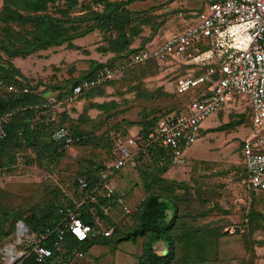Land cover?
<instances>
[{
    "label": "rangeland",
    "instance_id": "rangeland-1",
    "mask_svg": "<svg viewBox=\"0 0 264 264\" xmlns=\"http://www.w3.org/2000/svg\"><path fill=\"white\" fill-rule=\"evenodd\" d=\"M108 1L124 4L121 14L129 19L124 26L133 36L131 49L140 47L146 40L152 41L149 45L152 47L176 35L184 25L177 19V12H196L205 5L204 0ZM79 3L84 7H75L69 16L82 18L88 12L103 10L93 0H79ZM4 6V0H0V13ZM59 10L54 4L48 6L46 13L62 18ZM32 30L29 24L6 26L0 20V77H12L10 68L6 70L12 61L9 55L28 49L25 41L33 39L27 35ZM101 36L94 33L85 38L83 52L95 56L94 49L100 46ZM43 52L16 59L25 78L39 88L56 84L60 75L67 76L66 70H57L59 57L46 61ZM79 56L84 71L91 60ZM67 71L71 73L72 69ZM183 73L174 65L161 69L136 68L81 96L65 108L64 124L86 139L61 156L53 153L50 131L41 124L36 139L0 148V264L8 248L24 250L17 240V224L23 216L63 205L73 196L76 178L95 175L112 159L117 137L137 135L139 129L154 122L162 111L182 109L185 100L174 93L175 82ZM249 113L248 99L235 96L201 123L197 139L185 152L182 165L169 164L163 155L142 156L135 159L133 166H126L109 179L113 187L122 190V199L130 208H136L154 192L175 199L179 222L202 228L213 239L219 235L216 243L222 241L226 258L234 252V257L220 258L219 247L213 240L202 264H264V193L244 182L246 172L241 152V143L250 130ZM20 120L27 122V117L21 116ZM146 185L150 192L145 191ZM142 242L139 238L134 244L141 248ZM177 253L180 254L179 249ZM88 257L90 261L86 259L85 264H111L107 257L99 260H95V255Z\"/></svg>",
    "mask_w": 264,
    "mask_h": 264
},
{
    "label": "built area",
    "instance_id": "built-area-1",
    "mask_svg": "<svg viewBox=\"0 0 264 264\" xmlns=\"http://www.w3.org/2000/svg\"><path fill=\"white\" fill-rule=\"evenodd\" d=\"M200 11L177 12L183 27L176 35L160 44L149 45L115 66L102 65L91 78L81 80L70 93L46 95L41 105L29 108L47 115L52 126L51 140L57 145L58 154H65L80 138H73L61 125L59 117L65 108L79 99L83 92L112 81L126 67L141 66L154 61L157 68L174 65L184 71L175 82V92L184 94L199 86L207 85L198 97H193L179 114H169L160 119L156 128L144 140L145 147L160 146L170 150L172 165L185 162L184 154L193 145L201 123L213 115L224 103L235 96H245L249 102V133L241 143L244 157L245 183L264 193V0H204ZM0 90L15 97L28 94V87L17 88L0 79ZM25 109V108H24ZM13 113L0 118V140L6 137V126ZM141 151L135 135L126 139L117 137L112 149V159L105 163L101 182L86 199L95 202L98 198L111 200L119 208V215L132 211L117 194L109 179L126 166L134 165L135 156ZM88 182L77 178L76 190L85 192ZM74 207L64 205L58 209L63 217L61 224L38 234L28 232L20 236L24 250L7 256L3 264H22L31 255L34 264H71L82 252L71 249L66 243L69 235L82 243L97 235L92 227L77 217ZM108 212V209H105ZM105 237L109 235L104 232ZM22 238V239H21Z\"/></svg>",
    "mask_w": 264,
    "mask_h": 264
},
{
    "label": "trees",
    "instance_id": "trees-1",
    "mask_svg": "<svg viewBox=\"0 0 264 264\" xmlns=\"http://www.w3.org/2000/svg\"><path fill=\"white\" fill-rule=\"evenodd\" d=\"M93 2L102 5L103 10L101 13L88 12L82 18L81 16L75 18L69 16V14L75 7H84L79 3V0H4L5 6L0 13V20L6 26L10 23H18L22 25L29 24L33 28L32 31L27 33L33 39H30V41L26 39L25 41L28 49L10 53L11 59L24 58L23 56H30L38 51L58 47L62 44H68V47H73L71 44L73 39L93 33L102 35L101 45L96 48V51L100 54L109 53L111 55L104 63L92 61L89 68L78 78L55 82L56 84L44 86L43 88H39L38 85L27 80L19 69L9 61L6 70L10 68L12 77H7L8 79L0 77V79L5 83L13 84L17 88L28 87L30 92L28 94H19V96L15 97L0 90V118L7 113H13L10 122L5 127L6 137L0 140V148L6 144H25L36 139V131L40 124L50 131L51 138L52 126L47 122V115H41L40 112L30 109V106L41 105L49 93H57L60 96L70 93L74 86L79 84L81 80L91 78L102 65L115 66L118 62L127 60L131 55L151 44L152 41L146 40L140 47L131 49L133 36L128 31L130 29L124 26L129 22V19L125 14L123 16L121 14V6L124 4L112 3L108 0H93ZM54 4L57 5V8L60 7L59 11L62 14V18L46 13L48 6ZM22 11L25 13L24 15L21 14ZM92 20L96 21V23H92ZM83 24L85 26H82ZM145 66L156 67L154 61H148L141 66L124 68L119 76ZM109 82L83 92L81 96L91 93ZM206 87L207 85H202L184 94L174 93L177 98L185 100L182 109L174 112L162 111L154 122L139 129L137 135H135V140L141 151L135 156L134 161L142 156L157 157L158 155H163L165 160L172 165V155L169 149L160 146L145 147L144 140L147 134L156 128L160 119L172 113L179 114L190 99L200 96ZM65 111L61 113L59 121L73 138H80V141L74 143V146L80 145L86 138L83 134L70 130L64 124ZM21 116H26L27 122H22L20 120ZM128 137L126 136L124 139ZM50 141L53 153L61 156L56 151L57 145L52 140ZM104 170L105 164L95 175L85 174L78 177L85 178L88 182L85 192L80 193L76 190V178L72 190L73 196L66 199L63 205L61 203L56 204L52 209L43 212H30L29 215L22 217L20 223H23L30 233L38 234L46 229L52 230L58 227L63 219L58 213L59 208L64 205L73 208L76 201L83 200L82 206L76 210L77 217L83 223L90 225L94 232H97V235L82 243L76 242L67 235L66 243L71 249L76 251L84 253L88 248L96 244H104L112 249L122 242L129 241L134 243L141 238L143 242L137 264H202L206 262V254L213 240L214 245L218 247L219 241L217 243L216 241L219 235L216 231L210 230L212 234L218 235L213 239V235H210L211 233L205 235L202 228L186 226L184 222H179L175 199L164 196V194L155 192L148 194L126 216L119 215L118 206L111 200L98 198L95 202H90L86 197L99 185L101 173ZM144 188L146 192H150L148 185ZM105 209H108V212H105ZM104 232H108L109 235L105 237L103 235ZM178 249L180 250L179 255L177 253ZM22 264H34L33 257L31 255L25 257Z\"/></svg>",
    "mask_w": 264,
    "mask_h": 264
},
{
    "label": "crops",
    "instance_id": "crops-1",
    "mask_svg": "<svg viewBox=\"0 0 264 264\" xmlns=\"http://www.w3.org/2000/svg\"><path fill=\"white\" fill-rule=\"evenodd\" d=\"M93 34L87 35L85 37H80V38L73 39V41L71 42L73 47H68L67 46L68 44H62L61 46L51 47V48H48L46 50H41V51H44L43 54L45 56L44 58L46 59V61L52 59L53 56H58L59 57V61H58L59 68L57 69L58 71L61 70V72H63V70L67 71L69 69H72L71 73H69V71H67V72L65 71V73L67 74V76H65V77H67L68 79H71V77L72 78H78V77H80V75L85 70H87L89 68L88 67L84 71H81L80 64H82L81 63L82 62V60H81L82 57L79 56L80 54L83 55V57H84L83 59L91 60L89 62L90 65H91L92 61H96L98 63H104L103 61H106L111 55L109 53L108 54H100V53H98L96 51L97 47L94 49L95 53H93V55H95V56H92L91 55L92 53L90 55H87L86 54L87 52L86 53L83 52V51H85L84 50L85 48H82V46L85 45V44H82V42L84 41L85 38H87V37H89V36H91ZM165 40H162L161 42H157L155 45L160 44V43H162ZM99 45H101V44H99ZM85 56L88 57V58H85ZM92 57H95V58H92ZM18 58H20V57L12 59L11 62L16 68L19 69L21 74L25 77V75L23 74V71L20 68L21 63H19L18 61L16 62V59H18ZM77 65H79V66H77ZM65 77H61V75H60L57 78V81L58 82H62L65 79L68 80ZM114 187H115L116 192L118 191L117 194H120V192H122V190L118 189L119 188L118 186H114ZM221 243H222V241L220 240L219 244H218V247H219L218 250H219L220 258L227 259V258H230V257H234V252L231 254V256L229 254V257H227V258L224 256L225 253L223 251ZM82 254H83L82 257H75L72 260L71 264H85V260L86 259L90 261V258L88 256L92 257L94 255L96 256V257H94L95 260H99L100 257H107V260L111 261V264H137L138 263V259H139L140 255H141V248L138 246V244L135 245L134 243H131L129 241H125V242H122V243L116 245L112 249L109 246L104 245V244H101V245L96 244V245L91 246L90 248H88L84 253L82 252Z\"/></svg>",
    "mask_w": 264,
    "mask_h": 264
},
{
    "label": "water",
    "instance_id": "water-1",
    "mask_svg": "<svg viewBox=\"0 0 264 264\" xmlns=\"http://www.w3.org/2000/svg\"><path fill=\"white\" fill-rule=\"evenodd\" d=\"M18 229H19V232H18L19 234L17 233V240L19 242L20 241L19 236H21L22 233L27 230V228L23 223H19V224H17V231H18Z\"/></svg>",
    "mask_w": 264,
    "mask_h": 264
},
{
    "label": "bare ground",
    "instance_id": "bare-ground-1",
    "mask_svg": "<svg viewBox=\"0 0 264 264\" xmlns=\"http://www.w3.org/2000/svg\"><path fill=\"white\" fill-rule=\"evenodd\" d=\"M19 232V229L17 231V233ZM19 234V233H18ZM20 237V236H19ZM5 248H8V247H5ZM6 252V256L8 259H11L13 254H14V247L13 248H8L7 250H5Z\"/></svg>",
    "mask_w": 264,
    "mask_h": 264
}]
</instances>
